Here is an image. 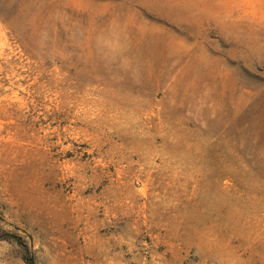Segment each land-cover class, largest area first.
I'll list each match as a JSON object with an SVG mask.
<instances>
[{"label": "rangeland", "instance_id": "374dc122", "mask_svg": "<svg viewBox=\"0 0 264 264\" xmlns=\"http://www.w3.org/2000/svg\"><path fill=\"white\" fill-rule=\"evenodd\" d=\"M0 264H264V0H0Z\"/></svg>", "mask_w": 264, "mask_h": 264}]
</instances>
